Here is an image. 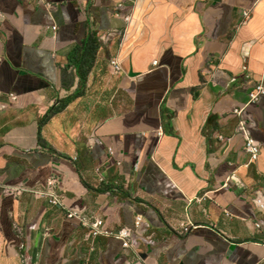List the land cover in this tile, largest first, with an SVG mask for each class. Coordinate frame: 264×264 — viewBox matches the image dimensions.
Wrapping results in <instances>:
<instances>
[{"label":"crops","instance_id":"1","mask_svg":"<svg viewBox=\"0 0 264 264\" xmlns=\"http://www.w3.org/2000/svg\"><path fill=\"white\" fill-rule=\"evenodd\" d=\"M122 1L0 0V186L56 176L68 210L134 249L0 187V264H264V0H138L129 26Z\"/></svg>","mask_w":264,"mask_h":264},{"label":"built area","instance_id":"2","mask_svg":"<svg viewBox=\"0 0 264 264\" xmlns=\"http://www.w3.org/2000/svg\"><path fill=\"white\" fill-rule=\"evenodd\" d=\"M127 3H130L131 5H133V8H135L138 3V0H126L119 2L115 6L114 15L122 17L129 26L134 21V12L132 13L128 12L129 9ZM0 16H1V12H0ZM249 17H250V11H245L244 12L245 20H247ZM52 29L56 30L57 27H53ZM127 35H128L127 29L125 31H120L115 29L99 34V40L102 43L107 44L110 43L114 37L121 36L123 42H125L124 39L126 38ZM158 64L159 62L156 61L155 65L157 66ZM111 69L114 75H120L124 72V68L120 57H115L111 60ZM261 95H264V84L262 82L258 84L256 86V89L249 94L250 102L258 101ZM2 97L3 95L0 93V101ZM8 98L11 101L17 100V97L15 95H8ZM237 134L244 139L245 151L250 156L251 162L252 163L257 162L261 152V145L252 138L244 122L240 123L239 128L237 130ZM109 153L111 156H113L115 154L114 149L111 148L109 150ZM95 174L100 184L104 185L109 183L108 176L104 169V165L97 167L95 170ZM228 181H237V179L235 178L234 175H232L230 176V178H228ZM58 185H59V179L56 176H51L47 180L46 186L44 188H31L23 183L14 186H0V187L2 188V192L5 195L18 197L24 193H31L36 199H46L48 200V203L50 205L58 206L65 209L68 219L79 220L82 226L90 230V234L93 238H97L99 236L113 238L122 243L123 249L126 250L134 249V246L132 245L133 232L131 230L121 229L116 233H111L103 229L104 223L101 219L96 217L87 218L77 213H74L71 210H68L62 202V197L57 193ZM253 203L260 211L264 213V194H262L260 191H257L255 193V197L253 198ZM141 223H142V219L137 218L136 227L138 228L141 225ZM256 227L259 228V225H256ZM193 228L194 225L191 222H186V223L183 222L179 225L178 232L181 235H185L188 234ZM22 249L24 248L22 247ZM24 264H31L29 258L24 259Z\"/></svg>","mask_w":264,"mask_h":264},{"label":"trees","instance_id":"3","mask_svg":"<svg viewBox=\"0 0 264 264\" xmlns=\"http://www.w3.org/2000/svg\"><path fill=\"white\" fill-rule=\"evenodd\" d=\"M60 109H61V108H56V109H54V111H52L51 113H55V112H57V111H60ZM48 117H49V115H48Z\"/></svg>","mask_w":264,"mask_h":264}]
</instances>
